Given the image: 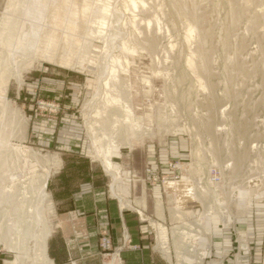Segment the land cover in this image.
<instances>
[{"label":"rangeland","instance_id":"1","mask_svg":"<svg viewBox=\"0 0 264 264\" xmlns=\"http://www.w3.org/2000/svg\"><path fill=\"white\" fill-rule=\"evenodd\" d=\"M3 27L0 264L27 228L29 246L47 230L54 259L58 198L90 173L108 189L114 148L174 145L170 175L153 173L151 186L178 204L190 188L185 203L204 204L224 223L237 204L241 223H264V0H0ZM56 152L59 171L49 163ZM43 175L40 200L28 183ZM37 207L44 226L30 223ZM245 240L239 249L251 251ZM256 245L264 247V235ZM99 248L108 257L114 247Z\"/></svg>","mask_w":264,"mask_h":264},{"label":"crops","instance_id":"2","mask_svg":"<svg viewBox=\"0 0 264 264\" xmlns=\"http://www.w3.org/2000/svg\"><path fill=\"white\" fill-rule=\"evenodd\" d=\"M60 145L64 152L70 144L62 141ZM124 148H114L107 158L113 168L108 189L90 173L67 198H58L55 223L60 240L54 259L50 258L54 264H264V247L256 245L263 239L264 223H241L242 206L237 204L235 215L224 223L223 216L207 213L204 204L185 203L190 200V188L183 191L185 204H178L175 195L150 185L153 173L170 175L166 164L170 155L177 154L176 146L171 151L154 144ZM84 151L82 144L80 152ZM49 163L59 171L61 154L54 153ZM197 199L202 201L199 194ZM104 233L114 247L108 257L98 244ZM242 236L251 251L239 249Z\"/></svg>","mask_w":264,"mask_h":264},{"label":"bare ground","instance_id":"3","mask_svg":"<svg viewBox=\"0 0 264 264\" xmlns=\"http://www.w3.org/2000/svg\"><path fill=\"white\" fill-rule=\"evenodd\" d=\"M134 5V4H133ZM5 25H7L6 23H5ZM5 27V26H4ZM4 27L1 29V31H0V42L1 41H4V39L6 40L8 37H7V35H6V33L5 32H7V30L6 29H8L7 27L5 28V30H4ZM9 32V31H8ZM4 33H5V35H4ZM3 34V35H2ZM5 36V37H4ZM24 39V38H23ZM28 43L29 44H27L26 46H28L29 48H30V45H32V44H30V42H29V40H28ZM7 59V58H6ZM5 60V59H4ZM3 61V60H2ZM9 61H12V60H10L9 59ZM6 63H8L7 61H5ZM8 65V64H7ZM9 71H8V67L6 66V64L4 63V62H2L1 64H0V86H1V88L5 85V81L7 80V75L9 74L8 73ZM4 89V87L2 88V90ZM1 93V92H0ZM2 99H5L4 98V96H0V100H2ZM2 127V126H1ZM14 128H12V130H13ZM1 137V136H0ZM7 143V142H6ZM3 148V147H2ZM20 149V148H19ZM105 152L106 151H104V154H105ZM0 153H1V151H0ZM20 153V152H19ZM23 153V152H22ZM5 154V153H4ZM7 156L9 155V154H6ZM20 155H21V153H20ZM23 155H24V153H23ZM11 158V157H10ZM25 158V157H24ZM27 158V157H26ZM1 159H2V157H1ZM29 159V158H28ZM10 162V161H9ZM8 165V164H7ZM7 165H6V167H7ZM21 166V165H20ZM26 166V165H25ZM11 168V167H10ZM22 168H23V165H22ZM25 168V167H24ZM3 169V168H2ZM8 171V170H7ZM25 171V170H24ZM10 173V172H9ZM8 173V174H9ZM6 174V173H5ZM25 174H27V172L25 173ZM1 177H3V176H1ZM5 177V176H4ZM3 177V178H4ZM7 179V178H6ZM46 179H47V176L46 175H43V176H41V177H33L30 181H29V183H28V187H29V190H31L30 192V195L32 196V197H34V198H36V197H38L40 200H44L45 198L47 199V197H45V195L44 194H42L43 193V191H44V189H45V187H46V185H47V181H46ZM5 181V180H4ZM17 183V182H16ZM15 183V184H16ZM2 184V183H1ZM19 184V183H18ZM21 186V185H20ZM6 188V187H5ZM8 189H9V187H7ZM22 188V187H21ZM26 189H27V187H25ZM111 188V187H110ZM8 189H5V191L6 190H8ZM23 189V188H22ZM21 190V189H20ZM19 190V191H20ZM15 191V190H14ZM20 192H22V191H20ZM113 192V191H112ZM13 193V192H12ZM17 193V192H16ZM22 195V194H21ZM26 195V194H25ZM30 195H27V196H29L30 197ZM11 196V195H10ZM12 196H14V195H12ZM36 196V197H35ZM2 198V197H1ZM10 198H12V197H10ZM37 202V201H36ZM34 203V202H33ZM42 203V202H41ZM11 204H12V202H11ZM31 204V203H30ZM25 205V204H24ZM13 206V205H12ZM23 206V205H22ZM26 206V205H25ZM21 207V206H20ZM27 207V206H26ZM50 207V206H49ZM47 208V207H46ZM4 209V208H3ZM21 208H19V210H20ZM25 209V208H24ZM27 209V208H26ZM50 209V208H49ZM48 209V210H49ZM18 210V211H19ZM7 211V210H6ZM22 211V210H21ZM26 211V210H25ZM29 211V210H28ZM43 211V210H42ZM3 212V211H2ZM30 212V211H29ZM48 211H46V213H47ZM8 213V212H7ZM18 213V212H17ZM9 214V213H8ZM22 214V213H21ZM24 215V214H23ZM18 216V215H17ZM16 216V217H17ZM20 216V215H19ZM22 216V215H21ZM27 216H28V214H27ZM30 216V215H29ZM9 217V216H8ZM24 217V216H23ZM43 217H45V216H43ZM17 218H19V217H17ZM22 219V218H21ZM25 219V218H24ZM29 219V218H28ZM31 220H30V223H42L43 225L42 226H44L45 225V223H47L46 222V219L45 218H40V216H39V211H38V207L37 208H34L33 210H32V213H31V218H30ZM27 221V219L25 220V222ZM3 222V221H2ZM1 222V223H2ZM22 222V221H21ZM21 222H20V224H21ZM5 223H7V222H5ZM23 224H25L26 225V223H23ZM27 224H29V223H27ZM22 225V224H21ZM24 225V226H25ZM31 225V224H30ZM4 227V226H3ZM2 227V229L4 230V228ZM26 227V226H25ZM24 227V228H25ZM30 227V226H29ZM27 228V227H26ZM47 228V227H46ZM19 229V228H18ZM21 230V229H20ZM31 231V229H25V232H24V234H22V235H24L23 237H22V241L21 242H14L13 243V245H11V249L12 250H14L15 252V254H14V257H13V259L11 260V261H6L5 262V264H52V261H51V259H49L48 257H47V254H46V246H45V241H44V239H45V236H46V231H43V232H40L38 235H36V237H35V240H34V243L32 244V246L30 247L29 245H28V239H27V236L29 235L30 236V232ZM2 235V232H1V229H0V236ZM35 236V235H34ZM19 238V237H18ZM30 243V242H29ZM3 244V243H2Z\"/></svg>","mask_w":264,"mask_h":264},{"label":"built area","instance_id":"4","mask_svg":"<svg viewBox=\"0 0 264 264\" xmlns=\"http://www.w3.org/2000/svg\"><path fill=\"white\" fill-rule=\"evenodd\" d=\"M168 166H169V168H171L173 171H177L176 169L177 168H179L178 167V165L176 164V163H174V162H169L168 163ZM179 174L177 175V174H175L173 177H172V179L173 180H179ZM158 180V178L156 177V176H153L152 178H151V182H153V183H155L156 181ZM163 182L164 181H167V179L166 178H164V177H162V179H161ZM126 238H128V237H126ZM127 242L128 243H130V240L128 239L127 240ZM99 246L101 247V249L102 250H104L105 252L106 251H110L113 247V245H112V241H111V238H110V236L109 235H107V234H102L101 235V237L99 238ZM131 248H134V249H136V248H138L136 245H129ZM106 254V253H105Z\"/></svg>","mask_w":264,"mask_h":264}]
</instances>
